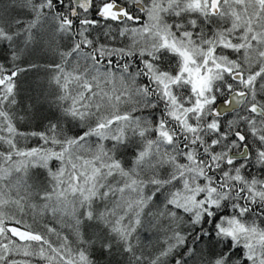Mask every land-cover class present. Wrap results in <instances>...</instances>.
Masks as SVG:
<instances>
[{
	"label": "snow or ice",
	"instance_id": "snow-or-ice-1",
	"mask_svg": "<svg viewBox=\"0 0 264 264\" xmlns=\"http://www.w3.org/2000/svg\"><path fill=\"white\" fill-rule=\"evenodd\" d=\"M0 264H264V0H0Z\"/></svg>",
	"mask_w": 264,
	"mask_h": 264
}]
</instances>
